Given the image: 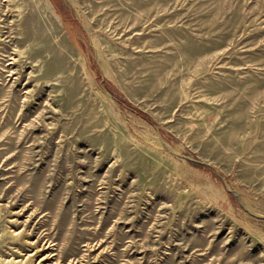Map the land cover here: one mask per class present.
<instances>
[{
	"label": "rangeland",
	"instance_id": "obj_1",
	"mask_svg": "<svg viewBox=\"0 0 264 264\" xmlns=\"http://www.w3.org/2000/svg\"><path fill=\"white\" fill-rule=\"evenodd\" d=\"M0 264H264V0H0Z\"/></svg>",
	"mask_w": 264,
	"mask_h": 264
}]
</instances>
